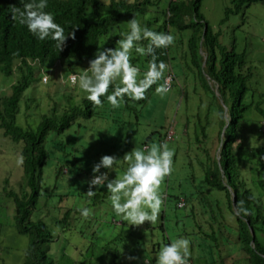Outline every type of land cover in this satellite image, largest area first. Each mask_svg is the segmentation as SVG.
<instances>
[{"label":"rangeland","instance_id":"rangeland-1","mask_svg":"<svg viewBox=\"0 0 264 264\" xmlns=\"http://www.w3.org/2000/svg\"><path fill=\"white\" fill-rule=\"evenodd\" d=\"M101 1L108 5L111 0ZM152 1L144 14L137 11L114 22L109 33L102 36L100 47L115 48L120 39L118 34L129 31V21L134 17L141 26L152 30L162 27L169 0ZM229 7H233L232 0H203L201 11L213 31L222 32L223 44L246 53L245 69L250 67L252 72L247 99L257 101L264 93V0L243 7L221 23ZM110 12L106 6L104 13ZM168 32L175 42L169 47V69L164 74V78L170 71L173 75L167 94L157 95L154 84L145 100H124L115 109L106 103L92 117L79 118L63 133L52 131L47 138L48 160L42 170L41 195L31 220H43L47 225L50 234L44 246L49 248L48 255L54 264H145L146 260L155 264L161 243L179 237L191 241L192 264H246V254L238 241L236 218H230L234 214L228 207L225 192L208 185L200 163L208 156L210 163L220 157V108L218 103L216 106L211 103L213 99L190 63L189 30L169 28ZM141 44L146 46L147 42ZM132 63L141 69L142 75L148 65L147 56L133 52ZM35 65L37 80L25 91L17 116V124L24 128H35L52 107L67 106L68 98L80 102L87 95L78 83L70 82L72 72L67 70L65 61ZM88 66L89 63L83 68L76 66L73 73L78 74ZM20 76L17 71L11 76L0 71V96L10 94ZM44 77L48 78L47 82L43 81ZM158 83H164V79ZM259 117L256 111L248 116L235 147L241 142L243 162L247 163L242 168L243 179L261 200L264 211V191L257 182L261 166L254 155V149L264 147V137L257 132L259 127L263 128ZM201 126L206 128V141H202ZM169 131L174 132L173 138L165 141ZM197 133L201 144L196 141ZM162 142L174 149L175 156L173 171L161 185L164 204L156 225L145 222L141 226H129L117 217L106 186L97 189L94 197H87V181L103 155L120 158L116 172L110 173V178H115L127 167L123 160L126 153L135 147L150 149ZM23 145L0 128V264L23 263L30 242V236L17 230L15 202L7 195L9 191L21 194L26 189L23 164L17 163ZM182 199L185 205L179 207ZM82 207L91 208L92 215L82 217L78 211ZM68 210L71 214L64 220Z\"/></svg>","mask_w":264,"mask_h":264},{"label":"trees","instance_id":"trees-1","mask_svg":"<svg viewBox=\"0 0 264 264\" xmlns=\"http://www.w3.org/2000/svg\"><path fill=\"white\" fill-rule=\"evenodd\" d=\"M256 1L258 0H232L233 7L226 9L221 23L231 14L240 12L243 7ZM202 2L203 0H169L164 9V24L154 31L168 32L169 28H174L180 32H190L187 44L190 63L196 69L204 90L213 99L211 103H218L221 117L220 157L212 163L209 156L205 162L200 161L202 170L209 186L225 192L228 207L233 214L236 202L245 201V206L252 214L245 218L235 217L238 241L246 254V264H264V211L261 200L243 179L242 168L247 163L243 162L241 142L235 147L245 123L249 121L248 116L254 111L262 118L263 128L259 127L257 132L264 137V93L259 95L257 101L247 99L252 72L250 67L245 69L246 53L236 52L234 47L230 49L222 43V32L213 31L201 11ZM151 4L152 0H111L108 5L101 0H48L46 10L55 15L66 34L75 33V39L69 35L64 48L59 51L55 48L54 41L37 40L26 26L11 19L10 8H22L21 0H0V71L6 76H11L16 71L21 74L20 79L12 85L11 93L0 96V128L12 140L24 143L21 155L23 187L26 189L21 194L14 191L7 193L15 202L17 230L30 236L25 261L21 264H54L48 255L49 248L44 246L50 234L47 225L43 220H31L32 210L41 195L42 170L48 160L46 141L49 134L52 131L63 133L77 119L92 117L98 108L108 103L105 97H101L102 106H93L86 96L80 102L68 98L67 106L62 109L58 105L52 107L35 128L18 125L21 99L37 80L35 63L44 65L65 61L67 70L72 73L76 66L83 68L95 58L102 36L109 33L114 22L124 17L129 18L137 11L144 14L146 7ZM106 6L111 9L110 14L104 13ZM156 52L159 59L168 64L169 48L157 49ZM150 59L147 56L148 62ZM109 91L111 92V88ZM125 101L128 102L127 98ZM26 106L29 108V104ZM207 116L209 121V114ZM251 121L253 123L254 120ZM198 130L199 127L196 132ZM200 130L203 132L202 141H206L208 134L205 126H201ZM196 141L201 142L198 133ZM254 152L257 163L261 166L257 182L264 191V147L256 148ZM70 214L71 210H68L63 219H68Z\"/></svg>","mask_w":264,"mask_h":264},{"label":"clouds","instance_id":"clouds-1","mask_svg":"<svg viewBox=\"0 0 264 264\" xmlns=\"http://www.w3.org/2000/svg\"><path fill=\"white\" fill-rule=\"evenodd\" d=\"M21 4L22 8H10L11 19L26 26L37 40L50 39L55 42V48L61 51L69 35L75 39V33L66 34L65 28L57 22L55 15L46 10L48 0H21ZM128 27L127 33L118 34L120 39L115 48H98L95 58L89 61L85 70L78 74L72 73L76 75L71 77V82L74 85L78 83L93 106L103 105L101 97H105L113 109L119 108L125 98L135 102L145 100L148 90L154 84L157 85V95L170 91V80L166 78L172 75V71L164 78L169 65L159 59L156 50L169 48L174 44L175 37L170 32H157L146 25L141 26L135 17L129 21ZM142 41H147V45L142 46ZM133 52L151 57L142 75L141 69L132 63ZM161 79H164V83L159 84ZM174 156V149L167 143L152 146L150 149L135 147L123 156L127 164L123 173L110 178V173L116 172L120 158L103 155L92 169V178L87 181V197H94L97 189L106 186L111 208L117 217L126 221L129 226H141L145 222L154 226L160 218L164 204L161 185L165 177H169L173 171ZM17 163L23 164V157ZM101 169L107 171L102 172ZM78 211L84 218L92 215L89 207L78 208ZM251 214L245 201L239 200L234 208V216L230 218H245ZM190 245L191 241L186 237L161 243L155 264H189ZM145 264L150 262L146 260Z\"/></svg>","mask_w":264,"mask_h":264},{"label":"built area","instance_id":"built-area-1","mask_svg":"<svg viewBox=\"0 0 264 264\" xmlns=\"http://www.w3.org/2000/svg\"><path fill=\"white\" fill-rule=\"evenodd\" d=\"M73 75H76V74H72V75L70 76V82H71V77H72ZM167 79H169V80H170V83H171V81H172V75H168ZM43 81H44V82H47V81H48V78H47V77H44V78H43ZM71 83H72V82H71ZM173 134H174V133H173L172 131L168 132L167 136L165 137V141L171 140V139L173 138ZM179 206H180V207L184 206V201H183V200H181V201L179 202ZM189 264H192L190 260H189Z\"/></svg>","mask_w":264,"mask_h":264},{"label":"crops","instance_id":"crops-1","mask_svg":"<svg viewBox=\"0 0 264 264\" xmlns=\"http://www.w3.org/2000/svg\"><path fill=\"white\" fill-rule=\"evenodd\" d=\"M56 63H61L60 61H57Z\"/></svg>","mask_w":264,"mask_h":264}]
</instances>
